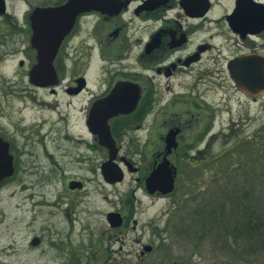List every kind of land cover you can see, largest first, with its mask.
Masks as SVG:
<instances>
[{"label":"flooded vegetation","instance_id":"af4514ba","mask_svg":"<svg viewBox=\"0 0 264 264\" xmlns=\"http://www.w3.org/2000/svg\"><path fill=\"white\" fill-rule=\"evenodd\" d=\"M220 1L227 5L222 16L211 17ZM251 1L263 4L101 0V10L80 12L61 32L59 11L69 0H0V143L7 145L12 164L11 175L0 176V191L65 184L64 203L48 206L59 210L61 204L66 214L60 228L73 230L71 217L84 212L87 175L93 173L96 184L111 188L117 205L102 210L112 239L110 247H99L101 257L92 264H138L132 259L154 253L156 246L143 242L136 255L124 251V239L139 230V192L151 202L169 201L177 181L193 183L191 175L206 163L205 150L216 136L215 109L199 89H213L220 80L224 88L227 76L238 93L253 102L260 99L244 95L231 76L236 59L264 58V11L252 6L258 14L248 16ZM50 14L53 24L47 22ZM35 28H44L39 42L32 41ZM30 90L40 107L37 117H14L20 109L12 111V100ZM78 164L82 169L72 171ZM157 170L174 178L172 193L163 194L161 185L148 189L147 180ZM128 179L131 186L121 190ZM110 213L118 214L112 223ZM40 242L35 236L29 246L35 249ZM66 245L56 251L71 252Z\"/></svg>","mask_w":264,"mask_h":264},{"label":"rangeland","instance_id":"374dc122","mask_svg":"<svg viewBox=\"0 0 264 264\" xmlns=\"http://www.w3.org/2000/svg\"><path fill=\"white\" fill-rule=\"evenodd\" d=\"M257 1L264 4V0ZM220 4L215 7L216 16L211 17L222 16L227 5L221 1ZM234 42L231 40L230 45ZM225 77L224 88L220 80L211 85L213 89L206 91L205 85L199 89L206 101L214 103L216 136L205 150L208 157L203 168L191 175L195 181L187 184L184 179L178 180L169 201L151 202L139 192L140 203L136 205L139 230L137 234H127L123 250L136 255L142 242L156 248L142 260L133 258L135 263L264 264V246H255L257 237H252L250 247L246 237L233 230L236 217L249 212L254 226L263 219L259 233L264 234V98L250 101ZM15 96L21 99L12 100V111L20 109L14 117L36 118L40 107L35 91ZM75 122L78 123L77 119ZM77 129L75 126L74 131ZM72 156L74 151L67 159ZM93 158L91 155L90 159ZM79 165L72 171L82 169ZM87 177L90 179L86 184L87 206L84 212H74L71 217L78 223L74 222L73 230L64 224L60 228V220L66 214L61 204L59 210L48 206L60 200L64 203L68 192L65 184L28 185L25 191L18 186L1 190L0 247L4 249L10 244L16 252L7 256L0 252V264H63L66 261L92 264L95 257L99 259L100 254L96 253L99 247H110L112 239L102 210L116 207L117 199L110 196L111 188L96 184L99 179L95 174L89 173ZM128 185L131 186L130 179L120 186L121 190H126ZM32 191L35 193L31 194ZM32 200L37 203H31ZM41 201L45 204L38 206ZM151 220L148 228H142ZM35 236H41L43 242L33 249L29 242ZM64 243L71 252L56 251Z\"/></svg>","mask_w":264,"mask_h":264},{"label":"water","instance_id":"95a60500","mask_svg":"<svg viewBox=\"0 0 264 264\" xmlns=\"http://www.w3.org/2000/svg\"><path fill=\"white\" fill-rule=\"evenodd\" d=\"M101 0H69L67 4H65L61 11H59V16L62 17L58 21V26L60 30H65V28L70 29L74 23L75 17L80 12L90 11V10H101L102 7ZM258 9L264 11V5H254ZM252 5L250 7L251 11H247L248 16H252L254 14H258L254 12ZM262 13V12H261ZM37 14H35V18H33L34 22H37ZM263 19V20H262ZM261 21L264 22V16L261 18ZM50 24H53L51 19V14L47 20ZM264 28V25L263 27ZM48 31H52V26L49 25L47 27ZM44 28H35V34L32 38V41L39 42L41 39V35L39 34L43 31ZM52 36L50 35L47 39L50 41ZM233 63L238 64V67L235 71L232 72L231 76L234 82L237 85L238 90L242 91L247 96L251 98L256 97H264V58H259L257 56L248 55L243 56L242 58L236 59ZM45 79V78H42ZM31 82L35 84L38 78L34 75V71L32 72V76L30 78ZM12 173V164L11 158L7 152V145L5 143H0V176H9ZM104 174V172H103ZM161 185L160 188L163 194L171 193L174 190V178L172 175L167 174L166 172H162L161 170H157L153 172L148 180L147 187L150 191L156 190V187ZM118 214L110 213L108 214V221L110 223L114 222V218H116ZM33 245H37L38 241L36 239L32 242ZM148 248H145V251H148Z\"/></svg>","mask_w":264,"mask_h":264},{"label":"trees","instance_id":"16d2710c","mask_svg":"<svg viewBox=\"0 0 264 264\" xmlns=\"http://www.w3.org/2000/svg\"><path fill=\"white\" fill-rule=\"evenodd\" d=\"M237 204V203H236ZM245 206V205H244ZM246 207V206H245ZM249 212L246 214H241L238 217H236V221H235V225H234V232L237 234H240L242 236L246 237V241L248 242V244L252 245L251 243V239L252 237H257L256 240H254L255 242V246H264V234L262 236V233H259V225H260V221L263 222V219H260L259 223L257 226H254L252 223V220L250 219L251 215L249 216ZM264 233V232H263ZM261 243V244H260ZM247 245V246H249Z\"/></svg>","mask_w":264,"mask_h":264},{"label":"bare ground","instance_id":"6f19581e","mask_svg":"<svg viewBox=\"0 0 264 264\" xmlns=\"http://www.w3.org/2000/svg\"><path fill=\"white\" fill-rule=\"evenodd\" d=\"M61 32H62V30H61ZM59 38H60V36H59ZM37 202H35L34 204H36ZM77 223V222H76ZM78 224V223H77ZM261 244V243H260ZM0 252H2V253H4L5 254V256H7V255H13L16 251H15V249L12 247V245H8L7 247H5L4 249H2L1 247H0ZM1 262V261H0ZM3 264H4V262H2Z\"/></svg>","mask_w":264,"mask_h":264}]
</instances>
